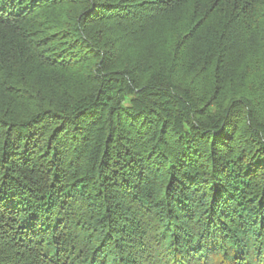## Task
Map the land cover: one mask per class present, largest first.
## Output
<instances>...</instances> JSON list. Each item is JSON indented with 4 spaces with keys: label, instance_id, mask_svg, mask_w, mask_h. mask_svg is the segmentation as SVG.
<instances>
[{
    "label": "trees",
    "instance_id": "trees-1",
    "mask_svg": "<svg viewBox=\"0 0 264 264\" xmlns=\"http://www.w3.org/2000/svg\"><path fill=\"white\" fill-rule=\"evenodd\" d=\"M0 264H264V0H0Z\"/></svg>",
    "mask_w": 264,
    "mask_h": 264
}]
</instances>
